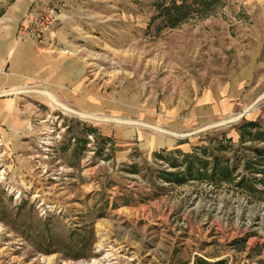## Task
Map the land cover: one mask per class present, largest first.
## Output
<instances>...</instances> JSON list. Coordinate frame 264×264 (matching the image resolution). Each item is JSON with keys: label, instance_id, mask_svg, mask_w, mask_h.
Returning a JSON list of instances; mask_svg holds the SVG:
<instances>
[{"label": "rangeland", "instance_id": "obj_1", "mask_svg": "<svg viewBox=\"0 0 264 264\" xmlns=\"http://www.w3.org/2000/svg\"><path fill=\"white\" fill-rule=\"evenodd\" d=\"M60 22L58 47L114 109L94 121L24 91L40 115L23 174L0 138V264H90L111 246L115 264H264V0H68ZM201 105L212 118L166 123ZM119 128L177 143L146 152ZM193 156L210 165L189 175ZM216 160L230 179L212 180Z\"/></svg>", "mask_w": 264, "mask_h": 264}, {"label": "crops", "instance_id": "obj_2", "mask_svg": "<svg viewBox=\"0 0 264 264\" xmlns=\"http://www.w3.org/2000/svg\"><path fill=\"white\" fill-rule=\"evenodd\" d=\"M65 1L67 7L68 0ZM32 2L0 0V138L16 160V170L20 174L31 166L28 159L34 158L30 151L31 141L26 140L32 136L28 124L40 115L26 104L25 90L30 87L44 89L54 104L53 98L79 116L88 115L94 121H98L99 110L114 109V103L98 99L97 78L87 82L84 64L71 55H64L58 47L60 32L57 28L40 42L22 37V29L37 14L34 9L29 12ZM63 17L64 14L61 21ZM213 114V109L201 105L186 119L177 121L176 116L175 122L166 123L176 128L189 126L198 123V118L209 120ZM115 136L120 143L126 144L138 139L146 152L174 148L177 143L173 133L152 136L142 129L119 128Z\"/></svg>", "mask_w": 264, "mask_h": 264}, {"label": "built area", "instance_id": "obj_3", "mask_svg": "<svg viewBox=\"0 0 264 264\" xmlns=\"http://www.w3.org/2000/svg\"><path fill=\"white\" fill-rule=\"evenodd\" d=\"M65 8V0H49L39 8L31 23L22 29V37H29L39 42L43 41L46 35L60 23ZM2 144L0 139V146ZM43 145H47L46 142H43ZM46 151L47 149L44 150V152ZM5 174L4 169L0 171V185L6 181Z\"/></svg>", "mask_w": 264, "mask_h": 264}, {"label": "trees", "instance_id": "obj_4", "mask_svg": "<svg viewBox=\"0 0 264 264\" xmlns=\"http://www.w3.org/2000/svg\"><path fill=\"white\" fill-rule=\"evenodd\" d=\"M200 3L201 2H206L207 0H198ZM175 5V4H174ZM191 8V7H190ZM180 10V9H178ZM255 152L257 154H259V156H262V153L261 151L255 149ZM206 154V153H205ZM209 156H213V155H209ZM258 156V157H259ZM186 162L189 164V175H191L193 173V168L192 166L196 165L198 167H204L205 169L210 165V163L206 162V161H203L200 157H196V156H193V157H187L186 158ZM213 177L212 180H215V179H220V180H226V179H230L231 178V169L230 167H228L227 165H224V161H219V160H216L214 165H213ZM199 174V172H198ZM199 177H196L197 179H203L204 175L202 174H199L198 175Z\"/></svg>", "mask_w": 264, "mask_h": 264}, {"label": "bare ground", "instance_id": "obj_5", "mask_svg": "<svg viewBox=\"0 0 264 264\" xmlns=\"http://www.w3.org/2000/svg\"><path fill=\"white\" fill-rule=\"evenodd\" d=\"M44 94L47 95V96H49V97H51V95L49 93H47V92H44ZM54 101H55V103L58 102L56 99H54ZM67 110L70 111V109H67ZM81 116H83V118H88L85 115H81ZM46 144L47 145H50L49 142H46ZM19 197H20V195L18 196V198ZM49 208L50 209H53L54 207L51 206ZM99 248L105 249L106 248V245H101V246H99ZM117 250L118 249L117 248H114L113 246L108 247V249H105V252L106 253H104L100 259L94 260L90 264H115V261L118 259Z\"/></svg>", "mask_w": 264, "mask_h": 264}]
</instances>
